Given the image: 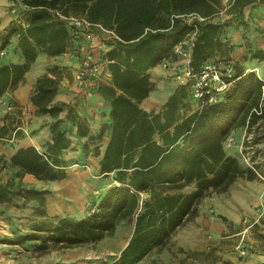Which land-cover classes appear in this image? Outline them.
<instances>
[{"label":"trees","instance_id":"1","mask_svg":"<svg viewBox=\"0 0 264 264\" xmlns=\"http://www.w3.org/2000/svg\"><path fill=\"white\" fill-rule=\"evenodd\" d=\"M22 3L25 22L10 26L1 50L14 34H19L25 61L0 65V97L19 86L41 52L55 57L72 51L80 59L85 27L70 25L57 10L100 22L115 33L105 40L108 48L99 58L111 71L112 81L103 84L98 80L95 85L110 103L109 133L104 132L105 128L91 132L85 117L73 112L70 103L54 102L60 83L55 73L59 65L55 64L38 77L31 97L40 112L54 117L52 137L42 147L23 144L11 157V164L23 175L33 174L45 181L63 179L68 176L66 153L72 146L71 135L75 134L78 139L86 138L80 140L79 154L97 155L100 174H112L114 184L97 194L83 216L65 214L41 221L23 236L25 240H40L38 245L43 252L51 248V243L73 248L102 240L114 233L123 220L131 219L135 221L133 234L111 264H138L155 248L165 247L182 225L194 219L200 203L212 192L228 191L244 175L250 180L261 177L257 166L262 168L263 163L245 167L227 145L233 131L241 129L255 131L254 137L246 140L251 146L246 151H257L260 147L257 145L264 141V75L230 55L234 43L227 34V22L215 15L225 7L244 16L247 6L264 0H234L227 8L224 0H22ZM193 12L205 19L196 20L198 30L190 68L196 73L206 62H216L229 87L217 101L205 103L186 115L182 110L188 105L185 99L187 86L192 88L190 79L170 95L159 111H148L141 103L155 86L149 70L183 56L175 48L185 43L196 29L187 17ZM245 23L251 24L247 19ZM255 28L264 34L263 26ZM255 28L247 33L243 28L246 49L253 51L255 57L264 58V48H253V39L248 37ZM98 33L103 41L104 32ZM190 97V102L195 99L200 105L193 92ZM64 109H68L72 123L59 116ZM14 129L11 123H0V144L14 136ZM73 130L76 132L72 133ZM17 134L21 132L18 130ZM104 134L105 146L91 149V142L99 141ZM190 186L193 189L188 190ZM49 191L10 178L0 182V202L37 199L43 213L48 214L45 203ZM145 192L149 194L146 197Z\"/></svg>","mask_w":264,"mask_h":264},{"label":"rangeland","instance_id":"2","mask_svg":"<svg viewBox=\"0 0 264 264\" xmlns=\"http://www.w3.org/2000/svg\"><path fill=\"white\" fill-rule=\"evenodd\" d=\"M224 6H226L225 3ZM17 8L19 13L25 11V7L19 3ZM215 17L221 19L222 22H227V34L231 38L230 41L234 43V49L230 55L235 61L244 64L248 69L261 71L264 75V58L255 57L253 51L246 49L247 36L243 33V28L247 30L245 32L247 33L258 25L264 27V3L253 7L247 6L244 16L238 12L225 10V7L222 10L220 8ZM246 19L251 24L245 23ZM164 20L167 21V18ZM260 32L255 28L251 31V35H248L253 39V48L260 46L264 48V34ZM104 36L105 40L111 39L112 34L105 33ZM223 58L221 60H224ZM49 66L53 67L51 64ZM37 71L38 68L33 69L31 76ZM183 71L180 72L183 73ZM55 73L60 78L63 76L59 68ZM35 76L33 80H29L24 92L20 91L21 97L15 95V89L18 88L16 87L11 88L7 99H0V123H11L16 128L14 136L4 139L0 144V182L15 178L16 180L21 179L24 184L30 186L49 189L45 203L48 214L43 213L37 199L15 198L0 202V264H47L52 261H65L69 264H111L113 257L120 255L133 233L134 221L131 219L123 220L114 233L102 240L73 248H64L59 244L51 243V248L43 252L38 245L40 240L31 241L23 238L26 233L32 231L35 224L41 221L54 220L58 215L65 214L83 216L99 194L97 190L102 189L103 186L101 180L99 181L95 176L98 175L97 173L92 175L94 178H90V174L86 172L87 169L94 170L95 164L92 161L78 164L70 169L67 177L54 181L40 180L33 174L23 175L11 164V157L19 146L34 143L42 147L52 137L50 127L54 117L40 112L31 99L36 90ZM174 76L169 74V79L181 80L176 73ZM194 103H188L187 110L191 111L199 107L197 101L196 105ZM80 105L81 103L77 107L72 106L74 107L73 112L79 115L78 108L83 110ZM68 120L70 118L67 114L65 122ZM85 120L88 124L90 123L88 118ZM18 130L21 134L16 135ZM106 131L105 128L104 132ZM254 134L255 131L250 129L244 132L242 140L231 136L227 146L229 151L231 150L230 153L236 151L245 167L263 163L262 168L259 165L257 168L264 174V141L261 145H257L260 146L257 147L259 148L257 151L256 149H253L254 152L251 149L250 153L246 151L251 148L246 140H251ZM106 142L107 138L104 134L99 141L91 142L90 148L94 149L96 145L103 148ZM73 153H77V158H81L75 150ZM259 182L264 184V179L257 177L250 180L246 175L240 177L232 185L238 187L237 192L234 191L227 195V198H222L226 206L231 205L229 207L231 210L225 213L227 219L221 217V212L217 213L214 205L208 203L205 208V218L201 222L195 221V218L189 221L176 231L165 247L155 248L138 264H264V203L257 204L258 202L253 201L252 198L250 200L243 194V191H246L249 195H254V191L260 186ZM243 185H249L251 188L247 190L248 188L246 189ZM216 193L225 195L224 192L216 191ZM228 197L231 201L236 199L237 205L229 204ZM197 228L200 232L203 230L201 234L199 233L200 235L195 232ZM244 248L246 252H242Z\"/></svg>","mask_w":264,"mask_h":264},{"label":"crops","instance_id":"3","mask_svg":"<svg viewBox=\"0 0 264 264\" xmlns=\"http://www.w3.org/2000/svg\"><path fill=\"white\" fill-rule=\"evenodd\" d=\"M224 2H225V0H224ZM13 4H14V0H0V50H1V47L3 44V38L8 33L10 26L15 22H25L24 21L25 11L23 13H22V11L19 13L17 11L18 8H16V10L13 9L14 8ZM19 40H20L19 34H14L11 37L10 43L4 49L1 50V52H0V65H3L5 63H11V62H23V61H25V56H24L23 51L19 45ZM101 42H102L101 46L98 49V56H100V58H102V55L104 54L105 50L108 48L107 44L105 43V36H104V40ZM2 51H5V54H3ZM49 61H50V63H49ZM168 62L169 63H167V61L161 62L158 65L150 68V70H149V72L152 75V80L155 82V86L152 89V91L150 92L149 96H147L141 103V105L145 109H147L148 111H159L163 107V105L166 103V101L169 99L170 95L172 93H174L180 85L187 82V81L185 82V81H181V80L177 81L175 79L170 80L169 74H171V75H173V77H175L174 76L175 73H178L180 71L185 70L187 68V65H188V63H187L188 58L184 57V56H179L174 61L168 60ZM79 63H80V59H78V56H72L70 54V52H65L62 55H58V57L57 56L56 57H50L46 53L41 52L40 55L38 56L37 60L35 61V63L32 65V68L26 73L24 80H22L20 82V84L18 86V88H20V89H18V88L15 89V95L17 97H21L19 95V93L21 94V92H24V89L27 87L29 80L30 79L33 80L34 75H36L35 80L37 81L38 77L47 70V67L50 64L51 65L58 64L59 69L62 71L63 76H61V78H60L59 88H58V91H57L56 96L54 98V102L64 101V102L70 103V105L76 106V107L79 103H81L80 106L83 110H80L78 108V111H80V115L85 117V119H87V118L89 119V121H90L89 126H90L91 132L98 131V130L100 131V128H106V130H107L106 134H107V133H109L108 125L110 123V120H109L110 119V105H109L110 103L107 101L106 97H104L99 92V90L96 88L97 86H95V85H96L97 81L90 82V84H87L86 86H80L77 84V82H75L74 73H75V70L78 67ZM102 63H103V67H102L103 73L101 76L102 78H100L98 80H100V83H103V84L110 83L112 81V73L108 68H106L104 61ZM35 68H38V71L36 74L31 76L32 71ZM187 88H188V95L186 96L185 101H186V103H190L188 101L191 98L190 96H191L192 88H190L189 85L187 86ZM10 92H11V88L8 89L3 94V96L0 97V99L1 100L7 99V95ZM192 100H191V102L192 103L195 102L194 104L196 105V100L195 99L193 101ZM145 103H147L149 105H146ZM187 106L188 105H186V108H184L182 110L184 112V114H186V115L197 110L194 108L193 110L189 111V110H187ZM67 114H68V109H64L63 111H61L59 116L61 118H65ZM67 122H70V120H68ZM73 132H76V131L73 130ZM244 132L245 131L243 129L234 130L233 131L234 134H232V136H235V137L239 138V140H242V137L244 136ZM71 137H72V146L70 148H68L67 153H66V157H67V159H69V165L67 168L68 174L70 173V169L75 167V166H78V164L87 163L89 161H92L95 164L94 170L87 169L86 172L90 174L89 175L90 178L93 177L92 175H94L95 173L98 174V175H95L96 178H98L99 181L101 180V182L103 183L102 189L97 190L98 193L104 191L106 188H108L109 186L114 184V178H113L112 174H110V175H105L103 173L100 174V164H99L100 158H98L97 155L92 154L90 156L82 157L83 154H80L81 158H77L78 154L73 153L74 150L76 152L80 153V151H81L80 140L86 139V138H82V139L79 138L78 139V136L75 134H72ZM239 146L242 149V146L241 145H239ZM232 153L237 154L236 151H232ZM251 183H252V181L249 182L248 184L251 185ZM246 185H243V187H246V189L248 188L247 190H249L251 188V186H249V185L246 186ZM255 188H256V186H255ZM187 189L191 190V189H193V186H190ZM237 190H238L237 186H232L231 190L224 192L226 196L223 195L222 193L217 194L216 191H214L210 195L205 197L204 200L200 203V206H199L200 211H199V214L195 217V221L201 222L205 218V215H206V209L205 208L208 205V203L214 205V210L217 213L221 212L220 213L221 217H223V215L226 216L227 214H225V213H226V211L231 210L229 208L231 205L226 206L227 204H225L223 202L222 198H225V197L227 198V195L231 194L234 191L237 192ZM243 192H244L243 194H245V197H249L250 200L252 198L253 201L258 202L257 204L264 203V184L263 183L262 184L260 183V186H258V190L254 191L255 192L254 195H249V193L246 191H243ZM148 195L149 194L145 192L144 197H146ZM203 202H204V204H203ZM228 203L233 204V205H237L236 199H232V201H231V199H229V197H228ZM250 207H251V209H253V206L251 204H250ZM192 220H194V219H192ZM188 223H189V221L186 224H188ZM196 225H197V223H196ZM183 226L184 225H182L181 227H183ZM134 227H135V221H134ZM181 227L178 230H180ZM202 231L203 230H201V232H200L198 230V228H197V230H195L197 235H200L202 233Z\"/></svg>","mask_w":264,"mask_h":264},{"label":"built area","instance_id":"4","mask_svg":"<svg viewBox=\"0 0 264 264\" xmlns=\"http://www.w3.org/2000/svg\"><path fill=\"white\" fill-rule=\"evenodd\" d=\"M234 0H225L227 7H229ZM19 4H23L22 0H14V10H16ZM57 13L62 18H65L69 21V24H76L79 27H85L84 37L85 42L81 45V53L79 54L80 63L75 70L74 79L80 86H86L90 82L98 81L102 78L103 73V61H101L98 56V49L101 46V38L98 31L104 33H115L106 28L100 22H92L90 19L84 16H68L57 10ZM188 20L196 28L184 42H181L176 45V52L188 58L187 68L183 73L178 72L177 77L182 81L192 80V92L196 99L200 101L199 106H203L205 103L217 101L220 98V93L224 92L229 84L222 77V70L220 65L216 62L209 61L204 64L202 69L199 72H193L190 68V61L192 59V51L195 45V38L198 30L197 19H205V16H202L199 13L193 12L187 15ZM74 31L75 30L74 28ZM73 56L75 53L69 51ZM5 54V51H2ZM76 55V54H75ZM248 152V151H247ZM249 153V152H248ZM261 178L264 179V174L259 173ZM242 252H246L244 248Z\"/></svg>","mask_w":264,"mask_h":264},{"label":"bare ground","instance_id":"5","mask_svg":"<svg viewBox=\"0 0 264 264\" xmlns=\"http://www.w3.org/2000/svg\"><path fill=\"white\" fill-rule=\"evenodd\" d=\"M260 72H261V71H260ZM167 87H168V86H167ZM167 87H166V88H167ZM166 94H167V93H166ZM161 95H162V94H161ZM163 96H164V95H163ZM161 99H162V98H161ZM147 103H148V102H147ZM147 103H145V104H146V105H149V104H147Z\"/></svg>","mask_w":264,"mask_h":264}]
</instances>
